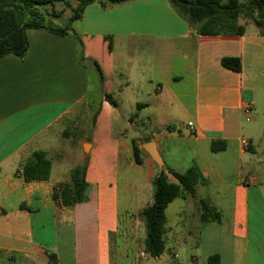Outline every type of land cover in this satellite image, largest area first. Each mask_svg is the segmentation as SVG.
Returning a JSON list of instances; mask_svg holds the SVG:
<instances>
[{"label":"crops","instance_id":"obj_1","mask_svg":"<svg viewBox=\"0 0 264 264\" xmlns=\"http://www.w3.org/2000/svg\"><path fill=\"white\" fill-rule=\"evenodd\" d=\"M71 16L55 22L64 26ZM243 25L241 36H202L168 0H131L107 10L89 5L65 37L28 30L25 58L0 61V264H209L214 256L219 264H264V183L246 167L255 137L249 150L240 138L246 107L253 111L257 93L264 97V36ZM225 58L240 59L241 71L224 68ZM263 115L255 122L264 123ZM83 116L91 120L86 134H56L67 123L77 131ZM61 137L69 146L55 152ZM150 142L164 167L145 151ZM213 142L226 150L212 152ZM36 151L52 162L50 179L25 182L19 171ZM133 162L148 177L147 198L131 209L121 206L120 178ZM80 165L87 201L57 206L55 188ZM191 167L206 182L195 197L169 205L166 215L182 201L183 228L169 225V255L151 258L137 230L140 212L153 203V181L166 171L178 184L167 169ZM200 200L222 214L221 223H202Z\"/></svg>","mask_w":264,"mask_h":264},{"label":"trees","instance_id":"obj_2","mask_svg":"<svg viewBox=\"0 0 264 264\" xmlns=\"http://www.w3.org/2000/svg\"><path fill=\"white\" fill-rule=\"evenodd\" d=\"M74 1L76 0H0V61L6 56L25 58L29 49L28 30L47 31L65 37L74 33L73 23L83 18L85 9L89 5L99 2L103 9L107 10L131 0H77L76 7L73 6ZM168 1L199 35L241 36L245 33V25L241 24V18L244 16L264 36V0ZM56 4H61L65 9L72 11L71 18L64 26L50 22L60 19L62 13L45 9L46 6L54 8ZM107 40L109 50L112 51V37H107ZM222 66L234 72L241 71V61L238 58H225L222 60ZM98 72L103 79L99 68ZM107 99L112 101L108 96ZM211 150L214 153L225 151L226 144L213 142ZM133 152L136 162L141 164L135 142H133ZM86 169L85 165L77 166L71 172L70 181L55 188L53 199L57 206L70 209L87 201ZM51 171L52 162L47 158L46 152L36 151L22 164L19 175L25 182H45L50 179ZM167 172L178 180V184L171 183L166 172L162 171L153 181V203L140 212L145 226L144 252L151 258H159L165 252L166 212L169 205L178 198L195 197L197 185L206 182L197 167H191L184 173L171 169H167ZM199 204L202 223H221L222 214L219 211L206 200H200ZM219 262V257L214 256L209 264H219ZM52 264L55 262L53 261Z\"/></svg>","mask_w":264,"mask_h":264},{"label":"rangeland","instance_id":"obj_3","mask_svg":"<svg viewBox=\"0 0 264 264\" xmlns=\"http://www.w3.org/2000/svg\"><path fill=\"white\" fill-rule=\"evenodd\" d=\"M242 2L246 0H241ZM78 4L77 0L73 2V6L76 7ZM45 9H48L50 12L54 13H62V15H69L72 14V11L70 9H65L63 5L59 4L54 8H51V6H46ZM49 20V19H48ZM62 20V19H61ZM52 24L57 25V23L54 20H50ZM241 23L242 24H252L251 21H249L246 17L241 18ZM254 25V24H253ZM255 26V25H254ZM253 26V27H254ZM258 29V28H257ZM93 70L91 71V79L93 77ZM257 105L259 107V110L257 111ZM254 110L250 115H246L244 117V132L241 135V139L243 140H249V136H254V143L255 145V152H250L251 155V164L246 166L248 167V172H251L250 174L252 176H255L257 178L258 182L261 184L264 183V138H262V135L264 133V123L260 122L259 124L255 122L257 114H264V97L260 94L257 93V98H256V104L253 108ZM95 108L93 112H95ZM85 111H83L84 113ZM247 118L250 119V121H247ZM185 122H187V119H184ZM264 120V115L261 117L259 121ZM79 124V129L75 131V128L71 127L70 123H67L64 126H59V128L56 130V134L63 135L62 133L64 130L69 129L67 132L68 135L73 134L75 136L76 134H86L87 132L83 131H88L90 129L91 125V120L90 117H85L83 116L80 120ZM178 127H181V125L177 124ZM66 127V128H65ZM74 130V131H73ZM83 130V131H82ZM69 146V142L64 139V137L60 138L59 141L53 142V147L54 151L57 152L59 148L64 149L65 151L67 150V147ZM168 146V144H167ZM237 148V147H235ZM166 151L163 150V155ZM166 158V157H165ZM164 160V159H163ZM165 162V160H164ZM129 168H126V171L124 170L121 173V178H120V202L121 206H131V209L135 208L138 206L143 200H145L147 197V177H148V172L147 169L141 166H137L135 162H133ZM166 172V171H165ZM245 176V173H244ZM136 181V183H134ZM182 205V201L178 200L171 208L168 210L167 213V223H166V235H165V242H166V250H165V255H169V247H171L173 244V239L171 235L169 236V225L173 227V230L176 232H181L183 225L181 223H184V221L180 222V217L177 215V212L179 210V207ZM122 222H127L128 221V215H123L121 217ZM138 236H140V239H145V226L144 223L142 222L143 219L138 217ZM182 252L185 255L186 253H191L192 251L189 248H182ZM182 252H179V261L182 260Z\"/></svg>","mask_w":264,"mask_h":264},{"label":"water","instance_id":"obj_4","mask_svg":"<svg viewBox=\"0 0 264 264\" xmlns=\"http://www.w3.org/2000/svg\"><path fill=\"white\" fill-rule=\"evenodd\" d=\"M145 151L149 154V156L151 157V159L160 167H164L165 166V162L163 160V158L161 157L157 146L154 142H150L145 144L144 146Z\"/></svg>","mask_w":264,"mask_h":264},{"label":"built area","instance_id":"obj_5","mask_svg":"<svg viewBox=\"0 0 264 264\" xmlns=\"http://www.w3.org/2000/svg\"><path fill=\"white\" fill-rule=\"evenodd\" d=\"M251 113H252V109L249 106H247L245 109V114L250 115ZM247 121L249 122L250 119L247 118ZM188 127L191 129L192 132H195V130L193 129L192 123H189ZM242 145H243V149L245 150H249L251 148V144L248 140H242Z\"/></svg>","mask_w":264,"mask_h":264}]
</instances>
